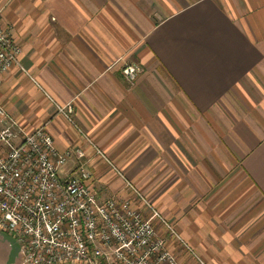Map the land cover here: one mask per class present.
I'll return each mask as SVG.
<instances>
[{
	"label": "crops",
	"instance_id": "crops-1",
	"mask_svg": "<svg viewBox=\"0 0 264 264\" xmlns=\"http://www.w3.org/2000/svg\"><path fill=\"white\" fill-rule=\"evenodd\" d=\"M0 27L20 129L81 149L100 200L154 208L179 264H264V0H0Z\"/></svg>",
	"mask_w": 264,
	"mask_h": 264
},
{
	"label": "built area",
	"instance_id": "built-area-1",
	"mask_svg": "<svg viewBox=\"0 0 264 264\" xmlns=\"http://www.w3.org/2000/svg\"><path fill=\"white\" fill-rule=\"evenodd\" d=\"M19 56L0 27V80L20 67ZM141 72L133 62L121 68L128 85ZM84 157L81 149L58 151L43 127L24 132L0 107V231L18 247L19 264H179L157 225L173 229L150 205L100 200ZM72 158L76 167L63 174Z\"/></svg>",
	"mask_w": 264,
	"mask_h": 264
},
{
	"label": "rangeland",
	"instance_id": "rangeland-1",
	"mask_svg": "<svg viewBox=\"0 0 264 264\" xmlns=\"http://www.w3.org/2000/svg\"><path fill=\"white\" fill-rule=\"evenodd\" d=\"M4 236L0 231V264H19V256L11 257V246Z\"/></svg>",
	"mask_w": 264,
	"mask_h": 264
},
{
	"label": "water",
	"instance_id": "water-1",
	"mask_svg": "<svg viewBox=\"0 0 264 264\" xmlns=\"http://www.w3.org/2000/svg\"><path fill=\"white\" fill-rule=\"evenodd\" d=\"M4 237L11 246V257H15L16 255H18V247L16 246V244H14V242L10 238H8L7 236Z\"/></svg>",
	"mask_w": 264,
	"mask_h": 264
}]
</instances>
